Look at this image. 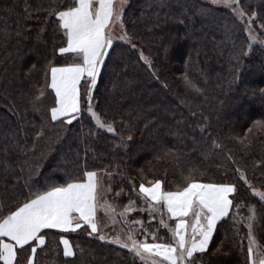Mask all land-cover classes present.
<instances>
[{"label":"trees","instance_id":"16d2710c","mask_svg":"<svg viewBox=\"0 0 264 264\" xmlns=\"http://www.w3.org/2000/svg\"><path fill=\"white\" fill-rule=\"evenodd\" d=\"M237 4L261 42H248L233 11L204 0H129L128 40L112 39L91 89L108 132L86 111L90 81L81 83L77 120L51 119L50 68L76 62L59 53L66 37L55 15L72 0H0V220L89 171L111 175L115 210L141 205L126 214L129 222L149 215L140 211L141 183L159 180L165 191L224 183L236 187L233 208L195 263L250 264L249 223L264 253V200L252 192H264V0ZM157 225L150 220L149 232ZM87 231L43 230L33 264H145ZM158 232L160 242L169 240L163 226ZM61 235L73 256L63 255ZM30 254L29 246L18 250L14 264H27Z\"/></svg>","mask_w":264,"mask_h":264},{"label":"snow or ice","instance_id":"6c2138e0","mask_svg":"<svg viewBox=\"0 0 264 264\" xmlns=\"http://www.w3.org/2000/svg\"><path fill=\"white\" fill-rule=\"evenodd\" d=\"M232 0H223L225 4H231ZM74 6L67 10L55 13L58 17L57 25L63 30L66 37V47H61L59 53L72 54L82 62L73 63L63 67H51V83L49 87L55 91L56 107L51 109V119L66 120L72 124L78 119L81 112V91L83 81L88 88L86 98L87 109L91 113L96 124L105 128V124L93 110L91 89L97 85V77L100 65L104 63L105 49L112 46V39L106 34L110 20L113 18V0H72ZM98 4L97 6H94ZM252 39H255L253 37ZM147 62V58L144 57ZM187 79V77H185ZM43 95V92H41ZM108 132H113L111 125L107 126ZM85 182L67 183L66 186L52 187L50 190L37 194L34 199L23 203L16 211L11 212L6 218L0 220V261L3 264H14L17 260L18 250L25 246L31 248L32 256L27 258V264H33V257L37 248L45 245L43 230H59L61 233H74L77 230L91 229L87 235L98 233L97 224L94 222L96 213V190L97 173L89 171L85 173ZM139 192L151 201L149 211L159 213L161 207L170 214L169 219L176 218L175 228L160 220L161 226L169 228L172 232L171 243H148L147 240L138 241L129 235L131 244L121 243L117 237L112 243H118L123 248L134 252L141 260L151 259L152 256L163 257L169 264H178L189 258H194V253H204L213 238V232L217 222L229 217L233 208V200L230 195L236 192L232 184L224 183H200L191 181L180 191L162 190L161 181L157 180L151 187L140 184ZM264 200V193L255 192ZM119 195V193H117ZM125 211H131L126 208ZM249 217L255 219V212ZM190 214H194L191 240L186 239L187 220ZM202 220L204 222H202ZM134 223H140L136 221ZM253 225L248 224L249 242L254 243L252 238ZM144 232L156 240L155 233ZM5 238L11 242H5ZM98 239L105 240L104 235H98ZM59 242L64 246L63 255L71 257L75 253L72 245L65 236L59 237ZM34 245V246H33ZM249 258L253 249L247 250ZM153 264H157L153 261ZM258 264H264L261 258Z\"/></svg>","mask_w":264,"mask_h":264},{"label":"rangeland","instance_id":"374dc122","mask_svg":"<svg viewBox=\"0 0 264 264\" xmlns=\"http://www.w3.org/2000/svg\"><path fill=\"white\" fill-rule=\"evenodd\" d=\"M203 1V0H202ZM205 2L209 3L210 5L213 6H220L224 7L226 9H230L231 11L234 12L236 17L242 22L243 28L245 29L248 42H250L251 45H254L255 43H259V41L255 30H253L248 23V18L244 16L242 12L239 11V4H237V0H232L231 4H225L223 3V0H204ZM129 0H113V18L109 22V26L106 29V34L111 38V39H126L128 40L127 34H125L124 31V26L122 22V14L124 12V8L127 6ZM98 7V4L94 5ZM255 37V39H252ZM66 47V46H65ZM108 48H106L104 51L105 53L107 52ZM105 56V55H104ZM103 56V58H104ZM82 61H79L76 59L75 63H80ZM73 64V63H71ZM69 65V64H68ZM55 67H63L61 65H55ZM51 83V82H50ZM88 106V105H87ZM86 106V109H87ZM92 106H94V101L92 100ZM96 112V111H95ZM89 113V112H88ZM97 113V112H96ZM91 116V113H89ZM99 116V114L97 113ZM100 117V116H99ZM92 118V116H91ZM93 119V118H92ZM101 119V118H100ZM94 122L96 123L95 119H93ZM102 121V119H101ZM105 124V123H104ZM109 125V124H108ZM107 124H105V128L107 130ZM97 173L96 177V182H97V190H96V213H95V218L94 222L97 224L98 228V233L97 235H104L106 237L105 240L107 241H113L117 237L121 241V243H128L129 245L131 244V241L128 239L129 235H131L134 239L138 241H144L147 240L148 243H171L173 246L175 245V241L172 239V232L169 230V228H175L176 224V218L169 219L170 214L166 212V209L161 207V211L159 213H151L147 211L149 214L146 222H142L140 219L133 220V221H127L126 220V214L136 210V206L133 203H128L126 207H124L122 210H115L112 204H110L107 195L108 193L111 192L112 190V185H111V175L103 173V172H95ZM197 182V181H195ZM200 183H208V182H203V181H198ZM154 182L150 183H141L144 184L145 186H152ZM212 183V182H210ZM187 186V185H186ZM185 186V187H186ZM184 188V187H183ZM181 189H173V190H166V191H180ZM164 190V189H162ZM165 191V190H164ZM252 192H259V193H264L263 191H260L259 189H255L254 187L252 188ZM144 198V204L142 205L141 209H148V204L151 203L149 199H147L143 194H141ZM260 197V196H259ZM126 208L131 209V211H125ZM156 218L157 221H159V225L153 228V231L150 233H155L156 235V240L153 241V239L150 236L149 237L146 235L144 230L146 229L147 232H149V228L147 224H149V221ZM163 219L168 225L169 228H165L166 232L168 233V241H162L163 235L158 232L160 228H162L160 224V220ZM187 220V230H186V239L191 240L192 237V224L195 220L194 214H190L189 217L185 218ZM136 221H139L140 223H134ZM202 222H204L202 220ZM249 230V229H248ZM250 231V230H249ZM252 233V238L254 240V243L249 242V235H248V242H249V247L253 249L252 256L250 258V264H258L259 260L261 258H264V253L262 252L261 244L257 242L253 229H251ZM141 234V235H140ZM249 234V232H248ZM120 245V244H119ZM195 254V253H194ZM145 264H153V261H156L157 264H169V262L164 261L163 257L160 256H152L151 259L148 260H143ZM195 259L193 260L192 258H189L188 260H185L182 262V264H196ZM178 264H181V262L178 261Z\"/></svg>","mask_w":264,"mask_h":264},{"label":"crops","instance_id":"0c3cea01","mask_svg":"<svg viewBox=\"0 0 264 264\" xmlns=\"http://www.w3.org/2000/svg\"><path fill=\"white\" fill-rule=\"evenodd\" d=\"M50 75H51V73H50ZM50 82H51V80H50ZM55 92V91H54ZM57 105H55V107H56ZM86 179H87V177L85 178V180L84 181H78V182H85L86 181ZM66 186V185H65ZM146 187H150V186H146ZM17 210V209H16ZM16 210H14V211H16ZM13 211V212H14ZM5 242H11L10 240H8L7 238H5ZM30 256H32V253L30 254Z\"/></svg>","mask_w":264,"mask_h":264}]
</instances>
